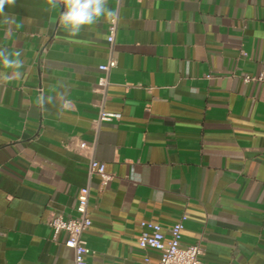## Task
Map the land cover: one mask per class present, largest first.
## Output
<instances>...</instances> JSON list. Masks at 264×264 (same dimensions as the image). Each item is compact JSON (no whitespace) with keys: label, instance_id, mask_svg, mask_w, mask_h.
Here are the masks:
<instances>
[{"label":"crops","instance_id":"1","mask_svg":"<svg viewBox=\"0 0 264 264\" xmlns=\"http://www.w3.org/2000/svg\"><path fill=\"white\" fill-rule=\"evenodd\" d=\"M108 8L111 48L112 17L69 37L62 4L16 0L0 15V49L23 62L20 79L0 80V264H73L66 232L46 220L75 217L86 184L88 264L158 261L137 246L138 224L166 234L181 215V243L201 245V264H264V83L242 80L264 65V0ZM101 109L121 117L95 125ZM91 158L106 185L88 177Z\"/></svg>","mask_w":264,"mask_h":264},{"label":"built area","instance_id":"2","mask_svg":"<svg viewBox=\"0 0 264 264\" xmlns=\"http://www.w3.org/2000/svg\"><path fill=\"white\" fill-rule=\"evenodd\" d=\"M116 17H112L108 27L106 40L110 46L113 45L116 33ZM116 65L115 60L110 57L105 63L100 64L98 69L102 72L97 79L96 90L104 93L110 84L109 72ZM244 82H262L264 83V65L261 70L255 74L242 75ZM121 115L117 112H108L100 110L94 121L95 125L101 122H108L120 119ZM91 146L84 141H77L75 149L78 152L90 149ZM88 177L98 176L101 186L111 179V175L104 170L103 163L91 158L87 166ZM89 185H84L79 188L76 197V216L72 218H65L62 214L50 215L46 222L52 229L55 235L59 231L66 232V239L64 245L72 250L73 264H88L86 255L90 252L82 235L91 224L89 218ZM186 220L185 215H181L167 230L163 233L162 227L159 223L142 220L139 222V234L136 242L137 246L142 249H153L159 253V259L156 262H151L147 257H144L145 264H201L200 256L202 255V247L199 243L183 245L182 229L183 223Z\"/></svg>","mask_w":264,"mask_h":264},{"label":"clouds","instance_id":"3","mask_svg":"<svg viewBox=\"0 0 264 264\" xmlns=\"http://www.w3.org/2000/svg\"><path fill=\"white\" fill-rule=\"evenodd\" d=\"M15 2L16 0H0V15H4L5 5H14ZM47 3L53 8L58 4L63 5L59 19L69 37L77 36L85 26L95 25L100 17H112L114 15L108 8V0H47ZM19 57V52L13 56L12 53L0 49V65L4 69L13 70L11 75H8L7 71H0V80L4 83L13 78H21L22 73L19 69L23 67V62Z\"/></svg>","mask_w":264,"mask_h":264}]
</instances>
